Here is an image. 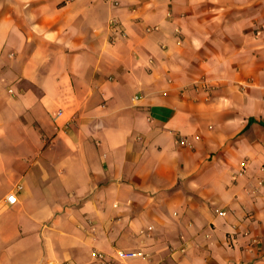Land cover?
<instances>
[{"label": "crops", "instance_id": "1", "mask_svg": "<svg viewBox=\"0 0 264 264\" xmlns=\"http://www.w3.org/2000/svg\"><path fill=\"white\" fill-rule=\"evenodd\" d=\"M231 1L0 0V264H264V38Z\"/></svg>", "mask_w": 264, "mask_h": 264}, {"label": "rangeland", "instance_id": "2", "mask_svg": "<svg viewBox=\"0 0 264 264\" xmlns=\"http://www.w3.org/2000/svg\"><path fill=\"white\" fill-rule=\"evenodd\" d=\"M230 4L233 8L229 9V13L231 16L235 14L238 28L242 27L247 32L251 30L255 41L264 38V0H234ZM253 52L254 55L256 50Z\"/></svg>", "mask_w": 264, "mask_h": 264}, {"label": "built area", "instance_id": "3", "mask_svg": "<svg viewBox=\"0 0 264 264\" xmlns=\"http://www.w3.org/2000/svg\"><path fill=\"white\" fill-rule=\"evenodd\" d=\"M113 1V0H112ZM114 4L117 6L119 3L114 2ZM109 28L111 32V38L113 41H116L119 38L126 37V32L123 29L120 22H118L115 19H112L109 23ZM182 145L185 146V142H182ZM7 203L10 205H14L17 202V199L14 194L10 195L6 199ZM224 215V214H223ZM248 233L245 234L247 236ZM258 239H253V244H258ZM99 258V264H116V263H129L130 261H134L137 259L146 258V254H144L142 251H117L116 255L110 259H105L104 256L98 255Z\"/></svg>", "mask_w": 264, "mask_h": 264}]
</instances>
